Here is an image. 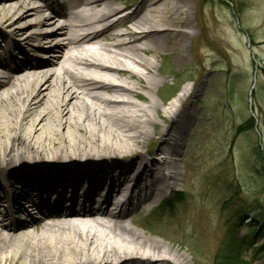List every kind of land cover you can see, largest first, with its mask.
Wrapping results in <instances>:
<instances>
[{"label":"bare ground","instance_id":"bare-ground-1","mask_svg":"<svg viewBox=\"0 0 264 264\" xmlns=\"http://www.w3.org/2000/svg\"><path fill=\"white\" fill-rule=\"evenodd\" d=\"M66 2L50 15L32 0L0 1V264H193L130 216L182 175L176 157L201 84L187 105L196 81L159 111L154 59L188 57L191 0ZM31 43L45 61L13 68Z\"/></svg>","mask_w":264,"mask_h":264},{"label":"rangeland","instance_id":"rangeland-1","mask_svg":"<svg viewBox=\"0 0 264 264\" xmlns=\"http://www.w3.org/2000/svg\"><path fill=\"white\" fill-rule=\"evenodd\" d=\"M198 1L191 0V12L186 15L195 32L186 40L188 57L175 62L162 52L161 58L154 59L164 78L153 94L162 101L159 111L184 85L196 81L187 105L201 84L187 140L176 157L182 175L176 190L158 199L172 200L166 212H158L152 220L148 210L154 204L130 216L132 225L155 239L172 242L193 264H213L216 252L223 251L233 211L249 204H257L259 214L264 211V0H206L200 9L203 29L196 24L197 16L194 19ZM35 27L30 25L29 31ZM23 46L30 50L16 54L13 64L9 61L13 68L32 55L42 56L38 64L45 61L44 45ZM155 118L154 128L159 129L162 120ZM158 143L150 142L148 151ZM256 146L262 150L260 159ZM221 179L226 182L222 184ZM255 212L258 215L257 209L248 211L243 221ZM145 220L150 221L152 231L145 227ZM245 255L252 264H264V256L252 259L250 250Z\"/></svg>","mask_w":264,"mask_h":264},{"label":"trees","instance_id":"trees-1","mask_svg":"<svg viewBox=\"0 0 264 264\" xmlns=\"http://www.w3.org/2000/svg\"><path fill=\"white\" fill-rule=\"evenodd\" d=\"M255 154L258 159L261 158L260 151H258L257 148ZM261 177L264 178V167ZM255 202L257 203V201ZM247 207H250L251 209L259 208L257 204H249L235 210V216L237 219L235 217L234 219L237 221L235 222V220H232L233 217L231 216L232 221L229 225L227 223L228 227L225 233L226 235L224 236L223 251L216 252L213 264H252L251 260L245 259V253L250 248L254 254L252 259L259 254L260 256H264V245L257 247L253 246L257 240L264 239V211H262L255 219L244 223L242 218ZM157 212L156 209L151 214L156 217L155 214ZM241 229H245V231L239 233V230L241 231Z\"/></svg>","mask_w":264,"mask_h":264}]
</instances>
